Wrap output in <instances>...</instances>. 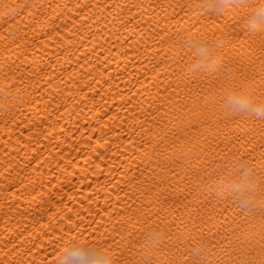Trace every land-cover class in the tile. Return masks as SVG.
<instances>
[{
  "label": "bare ground",
  "instance_id": "obj_1",
  "mask_svg": "<svg viewBox=\"0 0 264 264\" xmlns=\"http://www.w3.org/2000/svg\"><path fill=\"white\" fill-rule=\"evenodd\" d=\"M222 2L0 0V264L228 259L234 186L264 199V116L229 101L264 106V34Z\"/></svg>",
  "mask_w": 264,
  "mask_h": 264
},
{
  "label": "clouds",
  "instance_id": "obj_2",
  "mask_svg": "<svg viewBox=\"0 0 264 264\" xmlns=\"http://www.w3.org/2000/svg\"><path fill=\"white\" fill-rule=\"evenodd\" d=\"M237 0H223L220 4L209 5L210 9H214L217 12L223 11L225 8L230 7L232 3H236ZM244 3V0H240ZM253 14L250 17L251 26L261 34H264V0L252 10ZM199 56L201 57L200 62L196 65L199 67L207 59V49L200 47L197 49ZM230 103L236 106L240 110H245L246 112L255 113L257 116H264V106L253 107L249 100L240 96L229 97ZM243 185L234 186V191L237 193L236 198L240 202L243 208L254 207L256 202L254 199L243 191ZM208 257V249L205 250L204 254L201 256L203 261ZM57 264H120L119 259L113 255V253L105 250L99 254L91 253L87 248L83 246L75 247L71 250H65L61 257L58 259Z\"/></svg>",
  "mask_w": 264,
  "mask_h": 264
},
{
  "label": "snow or ice",
  "instance_id": "obj_3",
  "mask_svg": "<svg viewBox=\"0 0 264 264\" xmlns=\"http://www.w3.org/2000/svg\"><path fill=\"white\" fill-rule=\"evenodd\" d=\"M2 6L7 7V5ZM231 83L232 82L228 80L223 82L219 81V86L221 89H224L226 85L230 86ZM244 111L245 110H241V114H243ZM188 155L190 156L191 152H189ZM184 159L187 160L188 156H185ZM195 159H199V157L197 156ZM187 167H192V165L188 164ZM230 197L231 196H229V198ZM244 213H248L247 221L251 227L246 233L236 237L235 246H233L232 241H226L228 248L231 249L230 252H227L228 259L224 260L219 255L213 258V251L219 247V244L208 245V257L205 261H202L201 264H264V199L254 207L243 208L240 214L244 215ZM177 239L179 240V237ZM144 264H153V262L145 261ZM155 264H181V261L168 260L165 262L158 260L155 261ZM183 264H188L187 259L183 261Z\"/></svg>",
  "mask_w": 264,
  "mask_h": 264
}]
</instances>
